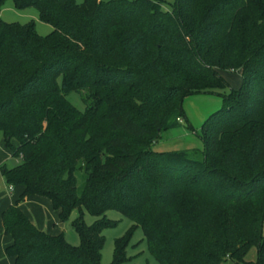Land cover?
Instances as JSON below:
<instances>
[{
	"label": "trees",
	"instance_id": "16d2710c",
	"mask_svg": "<svg viewBox=\"0 0 264 264\" xmlns=\"http://www.w3.org/2000/svg\"><path fill=\"white\" fill-rule=\"evenodd\" d=\"M11 1L51 27L0 19V131L19 158L0 165L19 190L0 210L12 264H101L107 208L133 222L110 264L135 225L157 264H242L252 245L264 264V0ZM229 65L241 83L201 123V159L154 150L182 97L228 86L216 67ZM68 90L84 92L83 110ZM30 195L58 221L77 209L78 243L37 227L19 206Z\"/></svg>",
	"mask_w": 264,
	"mask_h": 264
},
{
	"label": "rangeland",
	"instance_id": "374dc122",
	"mask_svg": "<svg viewBox=\"0 0 264 264\" xmlns=\"http://www.w3.org/2000/svg\"><path fill=\"white\" fill-rule=\"evenodd\" d=\"M80 2L81 0H75ZM163 9H171L174 0H159ZM0 19L5 21L28 22L32 21L34 29L39 34L49 32L50 25L39 18L38 9L34 6H26L17 8L11 0H3L0 4ZM237 38H235L236 41ZM234 41V42H235ZM238 41V40H237ZM226 74V82L228 86L215 88L212 92L190 93L182 97L181 108L184 115H178L177 110L172 111L165 120L164 128L155 140H153L152 148L156 151L189 150V153L201 159L203 145L199 138L200 125L209 113L219 107L221 103V94L227 93L229 87H237L241 83L240 68L238 66H225L224 68L216 67ZM60 76L58 77V81ZM84 92L82 90H68L65 97L70 104L78 110L85 108ZM14 143V140H11ZM191 151V152H190ZM19 158L12 156L9 149L5 146L0 131V165L6 167L12 166ZM81 180L77 173V185L80 186ZM8 184L3 175L0 173V199L7 196L9 192L14 193L15 188L8 189ZM101 216L105 220L111 219L112 225L103 227V241L100 248V263L110 264L112 257L113 241L116 237L124 234L132 225V220L120 213L114 208H107ZM78 214L77 209H72L68 217L60 221L61 229L65 239L72 243H78V236L72 228L70 221ZM82 220L89 224L97 215L90 214L84 207L81 208ZM109 218V219H108ZM256 246L252 245L246 251L242 264H256ZM264 263V258H263ZM119 264H157V261L147 248V244L143 233L139 226H134L128 236L125 245V259ZM219 264H229L228 260H223Z\"/></svg>",
	"mask_w": 264,
	"mask_h": 264
},
{
	"label": "crops",
	"instance_id": "0c3cea01",
	"mask_svg": "<svg viewBox=\"0 0 264 264\" xmlns=\"http://www.w3.org/2000/svg\"><path fill=\"white\" fill-rule=\"evenodd\" d=\"M219 73L226 79V74L222 70H219ZM18 191L15 188L14 193L9 192L7 196L0 199V210L14 200ZM19 206L37 227L51 233L62 231L61 223L56 218V211L52 208L50 201L45 196H26L19 202ZM10 239V236L2 231L0 220V264H12V258L4 252V247L10 242Z\"/></svg>",
	"mask_w": 264,
	"mask_h": 264
},
{
	"label": "built area",
	"instance_id": "2783aa9c",
	"mask_svg": "<svg viewBox=\"0 0 264 264\" xmlns=\"http://www.w3.org/2000/svg\"><path fill=\"white\" fill-rule=\"evenodd\" d=\"M7 188H8V189H11V186H10V185H8V186H7Z\"/></svg>",
	"mask_w": 264,
	"mask_h": 264
}]
</instances>
